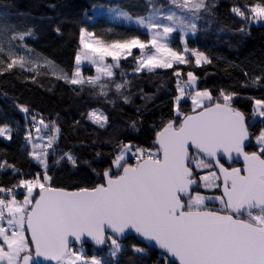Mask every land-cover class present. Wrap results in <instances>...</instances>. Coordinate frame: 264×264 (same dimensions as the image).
<instances>
[{"label":"snow or ice","instance_id":"6c2138e0","mask_svg":"<svg viewBox=\"0 0 264 264\" xmlns=\"http://www.w3.org/2000/svg\"><path fill=\"white\" fill-rule=\"evenodd\" d=\"M146 3L150 10L144 16L133 17L119 7L109 11L116 18L134 21L150 39L133 36L105 41L81 28L75 71L71 78L66 73L58 78L73 85L98 87L99 95L107 96L105 88L110 82L118 93L125 87L126 82L112 78L113 69L128 57L136 63L135 72L186 63L184 53L170 46L169 37L177 30L195 33L196 24L183 13L197 18L195 14L206 8L205 0H170L180 14L171 7L167 11L157 7L156 0ZM233 12L245 16L238 7ZM250 12L251 20L264 21V2L253 5ZM26 35H32L31 31L17 33L13 39L24 40ZM133 49H138L139 55ZM3 51L0 47V53ZM188 51L185 45L184 52ZM191 51L197 65L211 62L204 53ZM8 57L7 69L16 65L25 68L24 56L10 50ZM84 61L95 66V76H82L80 65ZM175 74L179 76V72ZM187 76L184 87L179 82L177 85L176 115L156 132L153 147L118 143L110 167L102 174L103 182L92 188L68 191L53 187L47 160L41 159L47 153H37L35 149L41 146L33 144L30 155L43 167V175L21 179L14 186L26 190L23 200L16 198L13 188L0 187V264H40L41 257L56 264H111L97 256L87 258L71 244L83 245L84 237L97 245L110 241V257L114 259L122 251L119 238L129 230L162 249L164 264H264V130L256 137L258 151L246 152L249 126L245 114L232 106L233 94L222 90L214 98L207 90L186 93L185 89L196 82L192 72ZM185 95L191 98L192 114L180 109ZM124 100L128 102L127 97ZM20 110L28 111L23 106ZM253 116L264 118V100L255 101ZM88 119L101 128L108 124L107 115L99 109L91 110ZM40 123L44 124L43 120ZM4 136L11 139L6 125L0 126V137ZM54 140L49 137L48 147ZM65 156L75 165L71 154ZM225 157H242L243 168L225 167L221 163ZM130 158L135 163H130ZM213 167L218 171L204 175L197 171ZM200 188H222V194L207 196L198 191ZM210 201H219L221 207L209 208ZM132 247L138 254L147 251L146 247Z\"/></svg>","mask_w":264,"mask_h":264},{"label":"trees","instance_id":"16d2710c","mask_svg":"<svg viewBox=\"0 0 264 264\" xmlns=\"http://www.w3.org/2000/svg\"><path fill=\"white\" fill-rule=\"evenodd\" d=\"M259 2L264 0H205L206 8L195 14V36L187 41L191 50L204 53L210 63L197 65L190 56L185 65L139 73L134 71L136 63L130 57L120 62L112 78L114 82H126L125 87L118 93L110 82L105 88L107 96H102L98 87L73 85L58 77L66 73L71 78L75 71L81 28L105 41L133 36L150 39L136 26L96 18L95 13L99 8L119 7L133 17L144 16L150 10L146 0H0V44L11 41L37 63L30 68L34 70L18 65L9 70L6 65L10 59L0 54V126L6 125L12 132L10 142L0 137V165H5L0 167V187L16 190L19 187L14 186L21 179L43 175L44 169L33 162L27 138L41 120L48 126L42 133L56 138L48 159L51 185L75 191L102 183V174L110 167L118 143L153 147L156 132L176 115V97L180 95L177 85L179 82L181 87L188 80V72L197 78L199 91L207 90L214 98L222 90L233 94L232 106L245 114L253 136L249 148L258 151L255 140L264 130V118L254 117L253 110L256 100H264V25L253 24L250 8ZM156 6H163L165 11L173 8L170 0H156ZM237 7L245 16L233 12ZM27 31L32 35H26L24 40L13 39L17 33ZM172 42L171 47L183 53L181 37L176 34ZM134 53L139 55L138 51ZM84 74L88 77L93 71L86 69ZM22 106L28 111H21ZM93 109L107 115L105 127L88 119ZM180 109L192 114V101H180ZM65 153L74 157L75 165ZM129 162L133 163L132 159ZM198 191L212 195L201 188ZM25 192L21 188L16 198L23 200ZM121 245L124 250L119 260H110L111 264L158 263L159 253L153 249L146 247L144 254L133 251V245L145 248L136 238ZM86 251V257L91 258L107 257L109 250L87 246Z\"/></svg>","mask_w":264,"mask_h":264},{"label":"rangeland","instance_id":"374dc122","mask_svg":"<svg viewBox=\"0 0 264 264\" xmlns=\"http://www.w3.org/2000/svg\"><path fill=\"white\" fill-rule=\"evenodd\" d=\"M173 6V10H175V11H177V13L178 14H180V10L179 9H176L175 8V6L174 5H172ZM165 11V10H164ZM95 13H96V18H99V17H107L109 20H111V21H113V22H117V23H123V24H125V25H128V26H136V27H138L140 30H141V32H145V33H147V31L145 30V29H143V28H141V27H139V26H137L135 23H134V21L133 22H129V21H125V20H123V19H119V18H116L115 16H114V14L111 12V11H109V10H107V9H101V8H99L97 11H95ZM183 15L184 16H186V17H188L190 20H191V22H193V23H197V19H195L194 17H192L191 15H190V13L189 12H184L183 13ZM252 15V14H251ZM253 22V24L254 25H256V26H262V25H264V21H252ZM164 23H169L168 21H164ZM148 34V33H147ZM176 34L177 35H179L180 37H181V42H182V44H183V48H185V45L187 46V48L189 49V51L188 52H184V50H183V53H184V55H185V58H186V60H188V58L190 57V56H193L194 58H195V56L192 54V51H191V49L189 48V46H188V41H187V39H189V38H192V37H194L195 36V33H192V32H190V31H187V30H185V31H180V30H177L176 32H173L172 34H171V36L169 37V44H170V46H172V41L174 40V37L176 36ZM149 35V34H148ZM0 47H3V49H4V51L2 52V53H0V54H4L5 56H7V58H9L8 57V52L11 50L13 53H15L16 55H18V56H24L25 57V60H26V63H25V67L26 66H28V68H29V70H30V68L31 67H36V65H37V63L33 60V59H30V58H28V57H26L22 52H20V50L19 49H17L16 47H15V45L11 42V41H7L4 45L3 44H0ZM133 51L134 52H136V51H138L139 52V50L138 49H133ZM128 58H130V57H128ZM195 60H196V58H195ZM122 61V60H121ZM108 62L109 63H111V58H108ZM185 64H187V62L186 63H184V64H173V67L172 68H174V67H176L177 65H185ZM206 64H208V63H201V64H199L200 66H203V65H206ZM86 69H89V70H92L93 71V74L91 75V76H95L96 75V69H95V66H93V65H91V64H89L87 61H84V62H82V64L80 65V70H81V74H82V76L83 77H85V79L87 78L86 76H85V74H84V71L86 70ZM116 69L117 68H114L113 69V71L115 72L116 71ZM167 69H171V68H167ZM158 70H166V69H156L155 71H153V72H156V71H158ZM145 72H148V71H141V72H139V73H145ZM195 76V75H194ZM89 77V76H88ZM185 86V83L184 84H182L181 85V87H184ZM198 87H199V84H198V80H197V78H196V82H195V86L194 87H189V88H186L185 89V92L186 93H189V92H195V91H199L198 90ZM212 95V94H211ZM191 101V98L188 96V95H185L180 101ZM206 104L208 103L207 101L205 102ZM197 111H199V109H197ZM37 124H38V129H39V131H37V129L35 130V132H32L31 133V137H30V140L28 139V142H29V145H30V151L32 152L33 151V144H36V145H40L41 147H38L37 149H35V151L37 152V153H42V152H46L47 153V156H43V155H41V159H46L47 160V163H48V159H49V153H50V150H51V148H52V146L54 145V143H55V141H56V138H55V140H54V142L52 143V146L51 147H48V142H49V137L50 136H52L51 134H49V133H42V130L45 128V126H44V124H41L40 122H36ZM97 125V124H96ZM11 131V130H10ZM45 132V131H44ZM52 137H54V136H52ZM4 138L6 139L5 141H7V142H10L11 141V139H8L6 136H4ZM255 143H256V140H255ZM256 145L258 146V149H259V145L256 143ZM33 158V157H32ZM131 159V158H130ZM133 161V163H135V161L134 160H132ZM33 162L38 166V167H42L34 158H33ZM43 168V167H42ZM48 168H49V166H48ZM210 170H212V171H215V170H213V168L212 169H203V170H197L200 174H206L208 171H210ZM115 171V170H114ZM20 190H21V188H19V192H20ZM201 190L203 191V192H207V193H211L212 195L211 196H218V195H221L222 194V188L221 189H204V188H201ZM19 192H18V194H19ZM17 194V193H16ZM17 194V195H18ZM216 204H220V202L219 201H210V202H208V207L209 208H218V206H216ZM110 247H111V244H110V242H109V246H108V250H110ZM81 249H82V251H81ZM73 250L74 251H77V252H80L83 256H85L86 257V254H87V251H86V247H78L77 249L76 248H73ZM124 249H123V246H122V251H123ZM121 251V252H122ZM120 252V253H121ZM120 253L118 254V256L116 257V258H111L110 257V251H108V253H107V257H105V256H103V257H100L99 256V258H102V259H104L106 262H108V261H118L119 260V258H120ZM89 258V257H88Z\"/></svg>","mask_w":264,"mask_h":264},{"label":"water","instance_id":"95a60500","mask_svg":"<svg viewBox=\"0 0 264 264\" xmlns=\"http://www.w3.org/2000/svg\"><path fill=\"white\" fill-rule=\"evenodd\" d=\"M249 134H250V139L249 140H247L246 142H245V151L247 152V149L249 148V146H250V144H251V142H252V140H253V136H251V132H250V130H249ZM235 155V154H234ZM222 160H225V162L228 164V165H230V166H232V165H235V163H237V164H239V165H241L242 166V168H243V158L242 157H238V158H234V159H232V160H228L226 157L225 158H223ZM213 164H214V162H212ZM241 168V169H242ZM218 170V169H217ZM130 238H136V240H137V242L141 245H143V246H145V247H147V248H149V249H153V250H155L156 252H158V253H161V254H164V252H163V250L162 249H159L155 244H154V242H152V243H149L148 241H146V240H144L142 237H140L138 234H136L134 231H132V230H129L128 232H126V234L123 236V237H120L119 238V242L120 243H125L127 240H129ZM83 241H84V243H83V245H81V243L80 242H75V241H73V243L71 244V247H72V249L73 248H78V247H87V246H91V247H93L95 250H104L106 247H108V245H109V242H107V243H105V244H103V245H97V244H95L94 243V241H92L91 240V238H89V237H84L83 238ZM165 255V254H164ZM39 260H40V264H56V262L55 261H49V260H44L42 257L41 258H38ZM170 259H174V258H170ZM177 264H178V262H177Z\"/></svg>","mask_w":264,"mask_h":264},{"label":"flooded vegetation","instance_id":"af4514ba","mask_svg":"<svg viewBox=\"0 0 264 264\" xmlns=\"http://www.w3.org/2000/svg\"><path fill=\"white\" fill-rule=\"evenodd\" d=\"M247 152L251 153L252 151H251V149L249 148V149H247ZM221 163H223V164L225 165V167H228L229 169L232 168V167L242 168V166L239 165V164H237V163H235V165L230 166V165H228V164L225 162V160H221ZM213 170L218 171L215 167H213ZM216 206H218V208H216L217 210L221 207L220 204H216ZM211 209H215V208L212 207Z\"/></svg>","mask_w":264,"mask_h":264},{"label":"built area","instance_id":"2783aa9c","mask_svg":"<svg viewBox=\"0 0 264 264\" xmlns=\"http://www.w3.org/2000/svg\"><path fill=\"white\" fill-rule=\"evenodd\" d=\"M14 192H15V194H16V193L18 194L19 189L14 190ZM17 194H16V196H17ZM163 257H164V254L159 253V257H158L159 260H158V263H157V264H162V263H164V262H163Z\"/></svg>","mask_w":264,"mask_h":264},{"label":"crops","instance_id":"0c3cea01","mask_svg":"<svg viewBox=\"0 0 264 264\" xmlns=\"http://www.w3.org/2000/svg\"><path fill=\"white\" fill-rule=\"evenodd\" d=\"M12 134V132L10 131V135ZM4 140H6L4 137H2Z\"/></svg>","mask_w":264,"mask_h":264}]
</instances>
